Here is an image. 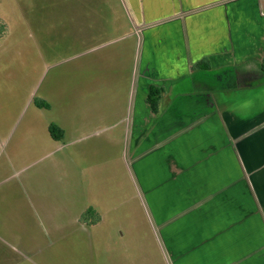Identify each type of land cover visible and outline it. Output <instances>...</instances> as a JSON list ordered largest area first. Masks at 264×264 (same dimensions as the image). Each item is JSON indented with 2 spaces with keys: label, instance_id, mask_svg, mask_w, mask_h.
<instances>
[{
  "label": "rangeland",
  "instance_id": "obj_1",
  "mask_svg": "<svg viewBox=\"0 0 264 264\" xmlns=\"http://www.w3.org/2000/svg\"><path fill=\"white\" fill-rule=\"evenodd\" d=\"M0 22V264H169L134 169L129 74L94 92L133 38L121 0H0Z\"/></svg>",
  "mask_w": 264,
  "mask_h": 264
},
{
  "label": "crops",
  "instance_id": "obj_2",
  "mask_svg": "<svg viewBox=\"0 0 264 264\" xmlns=\"http://www.w3.org/2000/svg\"><path fill=\"white\" fill-rule=\"evenodd\" d=\"M121 2L133 38L94 92L129 74L131 155L168 263L264 264V0Z\"/></svg>",
  "mask_w": 264,
  "mask_h": 264
},
{
  "label": "trees",
  "instance_id": "obj_3",
  "mask_svg": "<svg viewBox=\"0 0 264 264\" xmlns=\"http://www.w3.org/2000/svg\"><path fill=\"white\" fill-rule=\"evenodd\" d=\"M4 29H5L4 25L0 22V36L3 35ZM261 71L264 73V58L261 62ZM162 93H163L162 88H159L153 85L148 87L145 102L151 109L152 113L154 114L158 112L157 111L158 103H159ZM36 104H38V106L40 107H46V105L43 102H40V103L38 102ZM48 133L54 141H59L63 138V131L54 124H50L48 126Z\"/></svg>",
  "mask_w": 264,
  "mask_h": 264
}]
</instances>
